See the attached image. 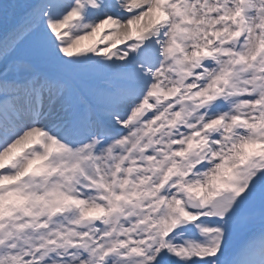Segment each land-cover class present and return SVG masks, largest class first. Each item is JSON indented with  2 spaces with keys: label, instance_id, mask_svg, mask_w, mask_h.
Listing matches in <instances>:
<instances>
[{
  "label": "snow or ice",
  "instance_id": "1",
  "mask_svg": "<svg viewBox=\"0 0 264 264\" xmlns=\"http://www.w3.org/2000/svg\"><path fill=\"white\" fill-rule=\"evenodd\" d=\"M0 264H264V0H0Z\"/></svg>",
  "mask_w": 264,
  "mask_h": 264
}]
</instances>
